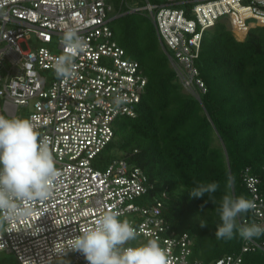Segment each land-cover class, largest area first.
Here are the masks:
<instances>
[{
  "label": "built area",
  "instance_id": "1",
  "mask_svg": "<svg viewBox=\"0 0 264 264\" xmlns=\"http://www.w3.org/2000/svg\"><path fill=\"white\" fill-rule=\"evenodd\" d=\"M141 2L120 0L117 8L115 0H6L0 8L2 109L10 117L27 113L60 173L52 196L33 203L31 215L0 225V253L15 255L19 264H88L68 241L94 227L105 211L118 212L135 228L137 238L125 247L157 239L173 264H252L245 255L264 251L252 238L243 239L241 252L210 263L193 257L194 237L173 231L164 217L166 193L156 195V184L136 163L103 158L117 120L138 117L149 80L116 40L113 19L145 13L183 88L195 95V88L207 90L196 64L204 33L222 21L243 41L250 29L264 27V0ZM122 7L127 11L120 13ZM69 28L86 48L74 61V76L58 79L53 64ZM117 96L124 98L119 106ZM244 182L255 207L238 221L241 227H264L261 178L246 168Z\"/></svg>",
  "mask_w": 264,
  "mask_h": 264
},
{
  "label": "trees",
  "instance_id": "2",
  "mask_svg": "<svg viewBox=\"0 0 264 264\" xmlns=\"http://www.w3.org/2000/svg\"><path fill=\"white\" fill-rule=\"evenodd\" d=\"M115 3L119 8L120 0ZM126 11L122 7L120 13ZM111 27L127 57L140 63L149 80L138 117L117 120L115 137L103 158L106 163L115 159L136 163L156 184V195L166 193L164 217L173 231L194 237L193 257L210 263L241 252L243 238L238 232L231 240L215 237L222 224L216 209L226 194L250 200L246 168L261 178L264 194V27L250 29L243 41L222 21L204 33L196 64L207 90L199 98L184 92L145 14L125 13L113 19ZM0 115L5 116L4 111ZM211 182L219 185L211 194L215 203L208 194L190 195L197 184ZM238 217H250V212ZM254 239L264 246V235ZM245 258L264 264V251L247 253Z\"/></svg>",
  "mask_w": 264,
  "mask_h": 264
},
{
  "label": "clouds",
  "instance_id": "3",
  "mask_svg": "<svg viewBox=\"0 0 264 264\" xmlns=\"http://www.w3.org/2000/svg\"><path fill=\"white\" fill-rule=\"evenodd\" d=\"M6 0H0L3 8ZM60 43L63 54L56 57L53 70L56 78L74 76V61L86 48V42L76 29L63 32ZM124 98L117 96L119 106ZM60 175L56 168L48 141L40 138L31 119L0 115V225L32 214V205L48 200L53 194L54 183ZM217 182L199 183L190 191L193 197L208 194L214 197ZM253 201L243 196L224 195L218 212L222 224L217 226L218 240H231L236 232L245 240L264 235V227L257 225L237 227V217L253 209ZM206 226L201 222V227ZM137 238L135 228L119 219L116 211H105L95 221V226L80 232L68 241V247L81 252L88 264H173L157 239H148L132 247L125 245Z\"/></svg>",
  "mask_w": 264,
  "mask_h": 264
},
{
  "label": "rangeland",
  "instance_id": "4",
  "mask_svg": "<svg viewBox=\"0 0 264 264\" xmlns=\"http://www.w3.org/2000/svg\"><path fill=\"white\" fill-rule=\"evenodd\" d=\"M136 1L139 2V5L142 3L141 0H136ZM144 14H145V13H141V15H144ZM228 27H229V26H228ZM184 92H186V93H188V94H191V95H194L193 92L188 91V90H185V89H184ZM200 94H201V91H198L197 88H195V96H196V95L198 96V95H200ZM197 96H196V97H197ZM2 111H3V110H2V108L0 107V114H1ZM4 114H5V117L13 118V117L8 116L5 112H4ZM20 114H21L22 117H23L24 115L27 116V113H26V112H20ZM7 263H9V264H19L17 258L15 257V255H13V254H7V253H5V252H1V253H0V264H7Z\"/></svg>",
  "mask_w": 264,
  "mask_h": 264
}]
</instances>
